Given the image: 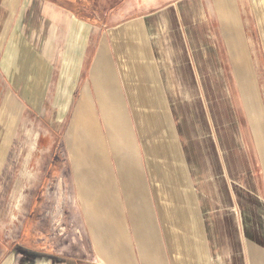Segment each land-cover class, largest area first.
I'll list each match as a JSON object with an SVG mask.
<instances>
[{"label": "crops", "instance_id": "1", "mask_svg": "<svg viewBox=\"0 0 264 264\" xmlns=\"http://www.w3.org/2000/svg\"><path fill=\"white\" fill-rule=\"evenodd\" d=\"M68 1L0 0V104L57 106L58 132L33 111L10 132L0 117V153L5 135L30 148L16 182L28 238L61 212L48 174L62 186L64 161L86 263L264 264V113L243 26L248 10L264 52V0H141L133 16L117 3L104 22Z\"/></svg>", "mask_w": 264, "mask_h": 264}, {"label": "rangeland", "instance_id": "2", "mask_svg": "<svg viewBox=\"0 0 264 264\" xmlns=\"http://www.w3.org/2000/svg\"><path fill=\"white\" fill-rule=\"evenodd\" d=\"M69 0L68 3H77L76 10L78 12L83 11L82 16L98 15L101 18L100 22H104L106 16H112L111 8L116 6L117 3H121L122 9L126 11L131 10V16L137 15L139 12L142 13L143 9L141 0ZM173 0H163V2H170ZM211 7H214V0H211ZM82 5V6H81ZM131 8L129 10V8ZM71 6V5H70ZM112 6V7H111ZM210 6V4H209ZM92 13V14H91ZM212 14V22H214L213 11L210 10ZM246 13L247 16H244V42L249 51L251 59L250 62L254 68H258L259 75L256 76V87L259 96V105L261 111L264 113V52L261 45L260 37L257 34L256 23L252 16L249 14L248 10L243 11V14ZM249 14V15H248ZM214 23H212V27ZM215 31V30H214ZM251 32V34H249ZM249 35H252L253 46L248 38ZM256 51H255V49ZM253 53L256 54V57L253 56ZM232 75V74H231ZM257 75V74H256ZM228 81H230L228 79ZM230 83V82H229ZM16 91V90H15ZM17 91L21 93L24 91L22 88H17ZM237 97V95H236ZM24 98V97H23ZM235 98V96H232ZM55 109V113H54ZM34 112L35 116L38 117L35 123L47 125L53 131L58 132V121L56 119L57 106L50 105H1L0 104V117H4L5 126L4 129L6 132H10L11 120H14L15 127L19 126L21 123L25 124V117ZM245 110H243L244 112ZM12 116L14 119H11ZM19 121L17 122V120ZM18 123V124H17ZM10 129V130H9ZM19 138H12L8 135L4 136L3 146L7 145L11 148H2L0 153V261L2 264H89L86 263V260H90L91 252L89 244L87 242L85 233L76 232V225L72 223V219L69 216L68 205L65 201L68 199V194L72 193L71 186L69 184L70 176L68 165L66 162H62L64 168V184L59 186L58 177L54 174L55 169H52L50 174L51 183L49 186V193L51 195L52 207L55 211L61 209L60 214L57 213V216L47 218L46 229L47 233L38 234L35 237V240H30L26 232V213L28 198H32V194L28 192L20 193L17 189L16 182L22 176V166L25 165L27 160V150L30 148H12V144L15 141V144ZM29 141L32 138H28ZM58 138L56 137V145L58 144ZM38 150L40 148H31ZM49 148H46V150ZM55 148H50L52 156L54 155L53 151ZM44 165L49 162V155L45 153L41 156L40 159ZM39 171L38 178H33L35 181V186L31 182V187L37 188L38 184L42 182V165ZM49 176V177H50ZM21 181L23 179H20ZM48 188V187H47ZM48 193V194H49ZM63 195V196H62ZM60 196L63 198V202H57ZM65 209V210H64ZM41 221L42 218H41Z\"/></svg>", "mask_w": 264, "mask_h": 264}]
</instances>
